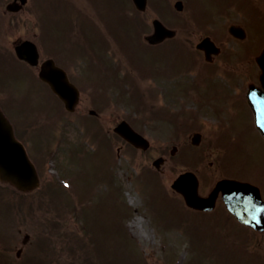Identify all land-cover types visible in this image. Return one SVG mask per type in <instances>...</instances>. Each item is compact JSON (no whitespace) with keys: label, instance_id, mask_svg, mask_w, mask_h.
Returning <instances> with one entry per match:
<instances>
[{"label":"rangeland","instance_id":"1","mask_svg":"<svg viewBox=\"0 0 264 264\" xmlns=\"http://www.w3.org/2000/svg\"><path fill=\"white\" fill-rule=\"evenodd\" d=\"M245 1H248L247 3L256 11L255 16L238 13L237 17L235 15L221 21L223 31L228 21L235 20L248 23V29L251 31L250 38H246L244 42L240 41L237 44L225 42L231 51L237 52L238 55L242 54L241 60L235 61V56L230 59L233 65L238 61H245L244 53L247 47L250 46L254 53H258L264 44V19L261 18L264 17V0ZM172 2L174 0H164L160 6L151 5L145 14L139 15L142 29L139 33L132 31L131 27H122L123 23L129 25L132 22V18L123 13V4H126V0L118 1L122 4L121 7L110 9L108 12L107 7L103 6L102 15L107 18L110 26L99 44L94 42L97 37L96 29L98 31L100 29L95 23L96 20L88 19L90 44L52 46L47 51V44L52 42L42 30V26L39 27L38 22L40 30L37 35L41 38L45 55L51 52L50 55L63 65L65 60L71 61L75 56L88 57L83 80L86 84L81 86L80 112L76 115L69 113L68 116L64 115L57 127L52 124L54 112L60 108L62 113H67L56 96L54 98L49 94V88L41 84L35 74L31 75L27 66L28 69L24 65H18L14 60L10 62L0 56V102L12 118L16 117L18 123L23 121L18 128V135H26L32 148L37 144L40 149V146L45 144L47 151L44 158L53 149L58 150L55 159L44 162L43 178L45 180L52 178L56 183L58 181L50 195L54 197L52 202L60 215L62 226H65L67 231H72L73 228L78 230L77 224L83 225L82 228L79 227L81 237L77 250L80 255H85L86 263L89 264H253L246 262L241 251L245 250L252 258L257 254L264 256V234L249 235L245 229L242 230L233 222L229 226L228 223L224 224V219H221L225 217L223 208H217L209 215H199L185 206L179 193L172 192L170 183L179 172L195 169L200 176L199 191L205 195L210 191L209 186H213L214 179H217L220 172L225 171L228 161L224 149L214 145L213 137L217 124L222 119L225 123L228 122L233 109L237 110L238 115L230 118L233 120L226 127L228 131L223 132L221 136L228 151L227 158L235 164H244L239 175L252 178L257 173L264 172V143L258 139L251 126L250 108L246 110L241 98L233 97L237 94L234 89L240 90L237 84L232 86L234 88L227 84L222 96H219L222 97L221 100L215 101L218 108L225 109L226 112L222 113L216 111L213 104L205 112L198 108L197 103H193L189 96L185 97L183 94L172 98L170 94L173 92L179 95V89H173L175 84L189 86L196 83L201 89H204L205 85H210L208 91L213 92L212 85L219 83L224 87L227 78L200 67L187 54L184 47L180 50L183 56L181 60L173 48L166 46L151 48L132 37L137 36L141 40L144 35L149 34L153 28L151 25L153 18H160L163 22L166 21L167 26L181 30L184 23L182 24L180 20L186 19L191 27L184 35L181 33L178 37L189 35L187 44L194 49V44L198 41L197 34L201 33L204 27L209 30L216 27L218 18L214 20L202 15L198 19L196 14H190L189 7L185 8L182 14L174 13ZM186 3L190 5L188 0ZM75 4L86 5V0L83 2L78 0ZM128 4L129 13L136 14L129 0ZM94 7L98 8L96 5ZM170 21L174 22L168 23ZM117 23H121V26L116 27ZM35 24V21L25 23L16 32L32 37ZM52 29L53 26L50 30ZM37 30L38 28L36 32ZM9 34L6 25L0 23V41ZM216 37L220 38L218 35ZM111 46L117 50L116 53L110 49ZM107 47L113 53L112 59L108 58L109 54L102 53ZM99 48L100 55L96 54ZM120 50L124 51L129 60L134 61V67L140 72L136 76L134 70L130 68L135 77L131 80L132 89L138 92L146 86L151 90V99L142 90V102L146 104L156 102L157 106L164 105L174 113H179L182 109L193 110L196 115L193 118L195 121L193 127L180 130L181 132L177 134L176 125L164 119L150 120L149 107L144 105L138 107L137 103L128 102L130 90L126 88H129V85L122 83L121 87H118L111 80L115 68L110 67V61L112 65H115L116 60L124 65L127 62ZM70 54L73 57L69 56ZM83 58L76 59L78 65L71 67L72 72L80 76L85 70L86 61ZM107 69L109 73L105 74ZM121 71L118 78L126 74L125 70ZM101 76L103 77L100 78ZM232 81L235 82V78ZM96 84L99 85L97 89ZM7 100L10 102L7 103ZM91 108L96 110L97 117L89 114ZM131 117L135 118L133 123L150 139L149 149L141 151L124 142L121 143L118 136L113 134L112 130L117 121ZM82 122L104 132L100 138L102 143H98L95 136H92L95 131L83 127ZM80 127L84 129L85 134H82ZM196 130L202 133V140L200 145L194 147L190 137ZM104 142L110 146L111 151L103 144ZM120 144L124 146L117 153L116 148ZM175 144L178 150L176 155L171 156L169 150ZM35 152L33 150V153ZM159 156L167 158L164 166H161V171L151 164ZM238 167H241V164ZM135 220H140L141 228L130 226ZM142 229L146 231L145 235L141 234ZM126 234L133 241L125 239ZM222 234L229 243V253L225 247L223 248ZM240 237L243 239L238 240ZM69 241L65 236L61 244L64 263V255L69 262L70 253L72 255L76 253V249H70L68 246Z\"/></svg>","mask_w":264,"mask_h":264},{"label":"water","instance_id":"2","mask_svg":"<svg viewBox=\"0 0 264 264\" xmlns=\"http://www.w3.org/2000/svg\"><path fill=\"white\" fill-rule=\"evenodd\" d=\"M136 4L140 7H144L145 0H135ZM155 26V34L152 40L160 41L164 36H170L171 31H168L165 26H163L160 22L154 21ZM20 58H25L31 63H35L36 55L35 48L32 47V51L29 53H25L21 51L18 52ZM259 64L262 66V84L264 86V54L260 59H258ZM52 64L50 62H46V66L43 69L42 77L47 78L51 85L58 90L59 93H63V90L67 87V83L63 82L64 77H61V81H56V78H59V73L57 69H52ZM50 70L52 73H50ZM259 97L255 100L250 101L251 107H253L254 111L257 112L256 117L258 118V127L261 128L264 134V91H256ZM124 133V131H123ZM137 144V143H136ZM137 145H141L138 142ZM0 177L2 179H8L14 185L22 190H27L33 188L37 185V177L36 172L33 169V166L28 160L25 150L21 147L20 143L15 139L13 135V130L7 119H5L4 115H2L0 111ZM176 189L181 191L183 196H185L186 202L188 205L196 207L209 209L212 205L214 196L212 195L210 201L203 200L197 196V181L193 178L192 175L186 174L180 177L177 182L173 185ZM222 189L224 194V199L226 204L229 206L231 211L237 214L240 219L248 220L246 216L247 208L258 207L260 203L257 200H253V189L251 190L249 186L234 182H222L218 189ZM253 196V197H252ZM249 198L251 200H249ZM264 217V214L262 215ZM261 215L258 212L253 213V217L250 216V221L253 227L262 229L264 228V218L260 220ZM258 219V220H257ZM256 220V221H254ZM258 221H261L258 223Z\"/></svg>","mask_w":264,"mask_h":264},{"label":"flooded vegetation","instance_id":"3","mask_svg":"<svg viewBox=\"0 0 264 264\" xmlns=\"http://www.w3.org/2000/svg\"><path fill=\"white\" fill-rule=\"evenodd\" d=\"M47 0H0V23L6 25L9 35L0 41V53L14 51L28 35L17 33L21 26L43 17V3ZM51 1V0H50ZM66 3L72 0H61ZM54 10L65 11L52 0ZM61 8V9H60ZM29 12V13H28ZM257 78V73H251ZM28 194H26L27 196ZM25 193L14 192L8 184L0 183V264L28 263L35 251L46 246V235L43 224L39 223L36 214H30L29 199ZM36 201L32 210L35 212ZM38 213V212H37Z\"/></svg>","mask_w":264,"mask_h":264},{"label":"bare ground","instance_id":"4","mask_svg":"<svg viewBox=\"0 0 264 264\" xmlns=\"http://www.w3.org/2000/svg\"><path fill=\"white\" fill-rule=\"evenodd\" d=\"M130 226H137L141 228V223L140 220H135L133 223L130 224ZM146 231L144 229H142L141 234L145 235Z\"/></svg>","mask_w":264,"mask_h":264}]
</instances>
